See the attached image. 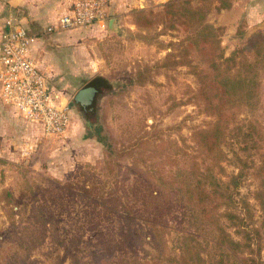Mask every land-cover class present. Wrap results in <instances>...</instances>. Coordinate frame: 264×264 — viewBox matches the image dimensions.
<instances>
[{
  "label": "rangeland",
  "instance_id": "obj_1",
  "mask_svg": "<svg viewBox=\"0 0 264 264\" xmlns=\"http://www.w3.org/2000/svg\"><path fill=\"white\" fill-rule=\"evenodd\" d=\"M148 1L139 8L119 0L108 18L117 20L118 32L48 34L72 0H0L2 24L12 16L42 39L39 66L72 116L64 136L47 137L0 107L1 264H183L189 248L184 257L190 264H243L251 257L264 264V207L254 176L261 161L258 134L264 135V72L254 103L230 107L222 157L207 158L195 134L216 119L197 101L193 69L179 62L188 51L198 72L213 79L215 71L186 26L170 31L134 25V10L160 13L173 0ZM191 1L220 28L225 58L236 54L235 63L218 60L223 74L232 66L227 74L233 79L245 62H253L244 46L264 33V18L252 19L249 12L229 34L215 19L221 8L240 0ZM263 1L255 7L264 17ZM77 56L91 71L77 73ZM100 76L114 88L104 89L92 111L83 110L75 97ZM236 154L255 168L238 189L229 187L233 204L218 213L220 224L242 244L234 254L217 245L218 231L203 218L192 190L201 185L227 191L238 173ZM227 212L238 216L236 225Z\"/></svg>",
  "mask_w": 264,
  "mask_h": 264
},
{
  "label": "trees",
  "instance_id": "obj_2",
  "mask_svg": "<svg viewBox=\"0 0 264 264\" xmlns=\"http://www.w3.org/2000/svg\"><path fill=\"white\" fill-rule=\"evenodd\" d=\"M224 9L230 10L231 6H225L220 10ZM133 18V23L136 27L151 28L161 25L165 29L174 31L177 30V25H183L195 32L196 38L193 40V44L200 47L199 51L201 55L215 71L213 79L197 71V68L188 59V51L184 53L183 60L179 63L193 69V74L199 80L197 101L204 104L205 108L203 110L208 116L216 119L211 128L196 132L195 141L207 158L214 157L215 159H220L222 157L220 146L230 122V107L233 105L234 110V108L242 104L251 105L254 103L255 98L259 97L260 77L261 73L264 72L260 71L264 63V33H256L247 40L244 51L253 55V62H245L242 71L238 75L233 76L232 79L227 74L232 66H226V72L223 74L218 60L223 61L224 64H229V62L235 63L237 60L236 54H232L230 58H225L220 47V35H218L220 28L217 29L215 26L209 24L206 19V12L193 8L191 0L169 1L162 5L160 13L134 10ZM213 91L215 92L214 95L211 94ZM214 99L217 101H213ZM258 141L257 149L260 153L261 161L260 165L254 170V176L260 181V191L257 197L264 207V135L261 133L258 134ZM235 159L238 161V173L233 174L230 178L231 181L227 185V191H224L219 186L206 189L201 185H197L192 190V196L203 207L202 216L205 218V221L217 229V245L219 248H226L231 253L237 254L238 251H241L242 244L236 242L226 228L220 224L218 213L221 207L225 206L229 208L232 206L233 197L229 193V187L233 186V190L238 189L243 179L247 176L248 171L255 168V164L253 162L251 164L247 158H240L237 154L235 155ZM225 217L234 223L233 225H236L233 222L234 220H239L238 216L231 212H227ZM246 247L251 252H254L250 244H247ZM192 251L191 248L184 250V252L188 253ZM184 252L180 260H182L183 264H190L184 257L186 255ZM248 261L243 262V264H263L252 257ZM178 262L173 261L174 264H178Z\"/></svg>",
  "mask_w": 264,
  "mask_h": 264
},
{
  "label": "built area",
  "instance_id": "obj_3",
  "mask_svg": "<svg viewBox=\"0 0 264 264\" xmlns=\"http://www.w3.org/2000/svg\"><path fill=\"white\" fill-rule=\"evenodd\" d=\"M113 0H72L69 12L47 29L48 34L104 25ZM39 36L10 17L0 31V99L17 117L40 128L47 137L64 136L72 116L51 88L32 56Z\"/></svg>",
  "mask_w": 264,
  "mask_h": 264
},
{
  "label": "crops",
  "instance_id": "obj_4",
  "mask_svg": "<svg viewBox=\"0 0 264 264\" xmlns=\"http://www.w3.org/2000/svg\"><path fill=\"white\" fill-rule=\"evenodd\" d=\"M129 3L132 2L134 5H137L139 8L141 6V0H128ZM155 2V5L159 3V5L161 4V0H153ZM244 0H240V1H237L236 3L233 4V7L230 9V10H224L222 11V13L215 19V22L217 25L219 26H224V27H227L228 28V33L229 34H232L234 32V29L235 27L238 25V23L243 20V18H245V16L247 14H249L250 12V16L251 18L253 19L254 17H256V15L258 17H261V18H264L260 13H258V9L259 8H256L255 6H259V0H248L249 3H246L244 4L243 3ZM140 2V3H139ZM147 2H149L148 0H145V4L146 6H148ZM264 2V1H263ZM139 3V4H138ZM119 4V0H113L112 2V5L109 9V16L111 13H113L115 10H116V7L118 6ZM150 4V3H149ZM151 5V4H150ZM154 5V6H155ZM72 4L70 5V7L67 9V12L65 14H67L71 8ZM144 6V5H143ZM249 7V8H248ZM144 9H149V8H144ZM63 14V15H65ZM62 15V16H63ZM112 20V19H111ZM110 20V21H111ZM109 20L102 26V25H95L93 26L92 28H89L88 30H90L92 33L96 32V33H99V32H103L105 30H107V32H109ZM57 22V21H56ZM56 22H54L53 24H55ZM52 24V25H53ZM51 25V26H52ZM6 27V22L5 24H2L0 22V31H2L4 28ZM88 31L86 29H78V30H74L76 31L77 33L78 32H81V31ZM29 32L31 34H34L32 33L30 30ZM68 32H73V31H67V32H61V33H54V34H65V33H68ZM80 34V33H78ZM35 35V34H34ZM42 39L39 38L38 39V42L35 44L34 46V49H33V52H32V56L33 58L35 59V61L37 62L38 66L41 65L40 62V57L42 55L41 52L43 50V42L41 41ZM78 41V40H77ZM44 53V51H43ZM40 56V57H39ZM43 57V56H42ZM39 62H38V61ZM43 66V65H42ZM92 67V66H91ZM40 68V66H39ZM86 69H89L88 67H83L82 63L80 62V59H79V56H77V73L80 74V73H84V71H86ZM91 69V68H90ZM87 70V71H91V70ZM40 70L42 71V69L40 68ZM42 73L47 77V75L42 71ZM48 79V78H47ZM49 80V79H48ZM51 85V88L54 90V92L56 93V95L58 96L59 100L62 101V98L60 97V95L56 92V90L54 89V87L52 86V84L50 83ZM6 106L7 108H9V110L12 111V113L17 117L16 113H15V110L10 107V106H7L5 105L2 100L0 99V107H4ZM18 118V117H17ZM19 119V118H18Z\"/></svg>",
  "mask_w": 264,
  "mask_h": 264
},
{
  "label": "water",
  "instance_id": "obj_5",
  "mask_svg": "<svg viewBox=\"0 0 264 264\" xmlns=\"http://www.w3.org/2000/svg\"><path fill=\"white\" fill-rule=\"evenodd\" d=\"M262 28L264 29V25ZM109 30L110 32L119 31L116 19H112L109 22ZM252 34L253 32L248 34L247 38H249ZM106 88H114V83L108 81L104 77H96L78 92L75 97V102L80 105L83 110L92 111L94 109V105L97 102L98 97L103 93L104 89Z\"/></svg>",
  "mask_w": 264,
  "mask_h": 264
}]
</instances>
